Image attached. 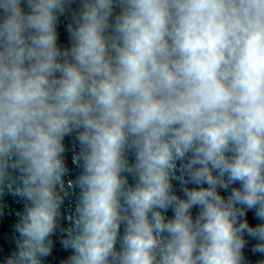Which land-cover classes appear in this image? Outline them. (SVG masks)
<instances>
[{"label":"clouds","instance_id":"1","mask_svg":"<svg viewBox=\"0 0 264 264\" xmlns=\"http://www.w3.org/2000/svg\"><path fill=\"white\" fill-rule=\"evenodd\" d=\"M9 218L0 264H264V0H0Z\"/></svg>","mask_w":264,"mask_h":264},{"label":"water","instance_id":"2","mask_svg":"<svg viewBox=\"0 0 264 264\" xmlns=\"http://www.w3.org/2000/svg\"><path fill=\"white\" fill-rule=\"evenodd\" d=\"M57 31H58V43L66 45L68 43V33L65 29V26L63 24L59 25ZM169 215H171V212H169ZM249 217L251 219V213L249 214ZM252 222L254 223L255 221L253 220ZM11 225H12L11 218L6 220L3 224H0V245H3L5 249L10 248L11 243L9 238L3 235V233L11 232Z\"/></svg>","mask_w":264,"mask_h":264}]
</instances>
